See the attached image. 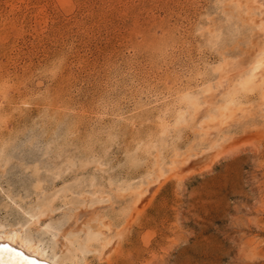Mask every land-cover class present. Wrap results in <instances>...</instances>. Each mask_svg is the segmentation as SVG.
<instances>
[{
    "label": "rangeland",
    "instance_id": "1",
    "mask_svg": "<svg viewBox=\"0 0 264 264\" xmlns=\"http://www.w3.org/2000/svg\"><path fill=\"white\" fill-rule=\"evenodd\" d=\"M262 22L264 0H0V224L87 264H264Z\"/></svg>",
    "mask_w": 264,
    "mask_h": 264
},
{
    "label": "bare ground",
    "instance_id": "2",
    "mask_svg": "<svg viewBox=\"0 0 264 264\" xmlns=\"http://www.w3.org/2000/svg\"><path fill=\"white\" fill-rule=\"evenodd\" d=\"M259 26L260 28H264V23L262 22ZM257 66H259V64ZM250 81V78H247L239 83L241 86L245 87V85ZM209 89L210 88L206 87V90ZM208 152H211V150L204 151L201 155L191 159H186V161L182 164L176 165L175 173L178 174L186 171L187 169H195L194 166L196 165H204L205 155ZM193 162L195 165H192ZM198 167L200 168L203 166ZM198 170L199 169H195V171ZM41 215H43V213H39V216ZM4 233L5 235L14 233L16 240H9L7 250L0 249V264H87L84 258L77 255V252L79 251L78 247L80 245L78 246L77 244L70 242L68 239L65 240V242L58 249L50 251L45 244H43V242L33 238L30 233L25 231L24 225L22 224L12 225L9 228L5 227ZM100 239L101 238H90L89 236H86L84 242L86 247L89 248L92 245H90L91 241H100ZM102 245V251H105L108 243Z\"/></svg>",
    "mask_w": 264,
    "mask_h": 264
},
{
    "label": "snow or ice",
    "instance_id": "3",
    "mask_svg": "<svg viewBox=\"0 0 264 264\" xmlns=\"http://www.w3.org/2000/svg\"><path fill=\"white\" fill-rule=\"evenodd\" d=\"M5 225H0V249L7 250L9 240H16V237L13 234L5 235L4 233Z\"/></svg>",
    "mask_w": 264,
    "mask_h": 264
}]
</instances>
